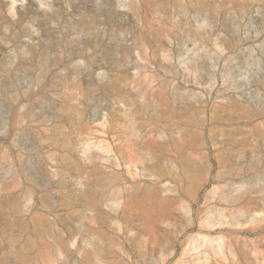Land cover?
I'll return each instance as SVG.
<instances>
[{
  "label": "rangeland",
  "instance_id": "374dc122",
  "mask_svg": "<svg viewBox=\"0 0 264 264\" xmlns=\"http://www.w3.org/2000/svg\"><path fill=\"white\" fill-rule=\"evenodd\" d=\"M0 264H264V0H0Z\"/></svg>",
  "mask_w": 264,
  "mask_h": 264
}]
</instances>
